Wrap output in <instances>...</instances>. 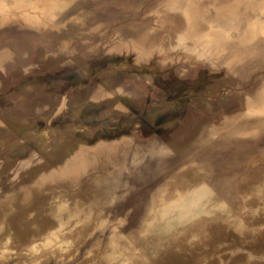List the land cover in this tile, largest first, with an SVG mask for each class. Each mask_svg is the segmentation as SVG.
Here are the masks:
<instances>
[{
    "label": "rangeland",
    "instance_id": "obj_1",
    "mask_svg": "<svg viewBox=\"0 0 264 264\" xmlns=\"http://www.w3.org/2000/svg\"><path fill=\"white\" fill-rule=\"evenodd\" d=\"M19 1L41 0L0 5ZM173 1L197 7L205 31L214 3L237 2ZM173 1L60 0L45 27H0V264H264L248 253L264 254V128L211 131L263 88L264 36L230 34L235 66L196 58ZM111 149L118 163L97 166ZM197 172L218 198L163 233L160 208Z\"/></svg>",
    "mask_w": 264,
    "mask_h": 264
},
{
    "label": "bare ground",
    "instance_id": "obj_2",
    "mask_svg": "<svg viewBox=\"0 0 264 264\" xmlns=\"http://www.w3.org/2000/svg\"><path fill=\"white\" fill-rule=\"evenodd\" d=\"M58 1H60V0H55L53 2L51 0H41L39 2L32 3L29 5L27 3L19 1L20 5L16 6L17 8L15 10H13V7L10 6L9 4H6V3L2 4V5H0V27L6 26L8 24L11 25V24L17 23V22H19L20 24H26L27 23V24H30L32 26H36L38 28L45 27L48 24L46 22V18L51 17V16H53V14L56 13V12L54 13L53 10L57 6ZM171 1H173V0H171ZM187 1L190 2V0H187ZM63 2H65V1H63ZM172 5H174V6L176 5L177 7H184L185 14L187 15V19H188V26H189L187 35H185L184 38L185 39L188 38V39L192 40V42H193L192 43L193 44V48H192L193 51L192 52L193 53L196 52V54L198 55V56H196V58L197 57L206 58V60H210L211 62L216 64V62L220 60L219 59L220 57H223V56L226 57V55L230 54V57L227 58V62L229 63V65L231 64V65L235 66L236 64L238 65V62H239L238 57L239 56H237L234 52L232 53L229 51L228 52L223 51L227 46V42H226L227 40L226 39L230 37V34L233 35V33L235 34V32H236L237 36H239L238 41H240L242 44L248 38L256 40L258 37H260V35L264 36V0H248V2H247V0H237V2H235V3H228L225 5H219V3H217V2L214 3L213 6L218 8L216 13H215L216 18H215V20L208 22L210 27L206 31L201 28V22L202 21L199 20V18H198L197 7L192 6L189 3L186 5H183V4H181V2L178 5L174 1L172 2ZM168 6H170V5H168ZM55 10L57 11V9H55ZM237 12H239V14H240L239 19L235 20L233 18H230L231 15H233ZM57 13H59V12H57ZM57 25L58 24H54V26L53 25H51V26L52 27H58ZM181 37H183V36H181ZM141 38H143V37H141ZM183 39H181V40H183ZM127 41H128V39L126 40V42ZM131 41H133V40H131ZM146 42L148 43L149 41H146ZM128 44H129V41H128ZM184 44L187 46V49H190L189 43L184 42ZM134 48H136V46H134ZM137 48L139 50L138 52H140V48L139 47H137ZM221 49H223V50H221ZM135 51H137V50H135ZM6 54L7 53H4V52L0 53V60L5 59L7 57ZM253 116L261 117L263 119V121L262 122L259 121L260 123H258V124L256 122H255L256 124L253 123L255 125H253L252 123H251L252 125L251 124L249 125V123H247V122L246 123L240 122L244 117H253ZM247 119H249V118H247ZM263 128H264V86L261 89V91L257 94L256 97H251V96L248 97L247 110L246 111L228 117L226 120H224V122L221 123V125L213 126L211 131L214 134L221 133L222 131H226L227 134H229V135H238L241 137V136H248V135L257 134ZM214 134H211V135L214 136ZM116 144H118V143H116ZM121 146H122V142H121ZM114 147L115 146L113 145V148ZM108 148H109V146H108ZM108 148H107V150H108ZM114 149L106 151L102 155H100V153H99V156L95 159H96L97 164H98L99 160H101L102 162L100 161V163L97 166L107 168L108 165H106V164L108 162H116L117 161V163H118V160H119L121 154H119L117 152V150H114ZM89 161H94V160L89 159ZM104 161H105V163H104ZM84 163H85L84 165L87 166L88 161L86 160ZM69 165H66L68 167L64 168V170H62L60 174L58 172H56V170H57L56 169L55 172H53L51 175H49L50 176L49 178H55L56 179V177L60 175L62 177V181H64V182L67 181V183H68V181H71V182L75 181L78 177L76 178V174L74 172V170H75L74 164L72 166L71 165L69 166ZM197 170H198V168H197ZM206 174H205V176H206ZM246 176H248V175H246ZM47 180H48L47 177H43L42 182L46 183ZM60 182H61V180H60ZM178 182H179V180H178ZM57 183L59 184V182H57ZM184 184L186 185L185 190L183 191L181 188H178L176 197L174 199H172L171 201H169L168 203L164 204V206L162 208H160V210L156 216V219H155L156 223L158 225H160V223H161L164 226V227H161L163 229L162 230L163 233H166L164 231H167L169 228H172V226L174 227L177 225H181V224L187 223L188 221L191 222L192 220L197 218L198 215H200L202 212H205V210H207L206 208H208V207L206 206L205 203L208 202V200H211V199L215 200V198L216 197L218 198V196H219L218 195L219 191L215 187H213V185L211 184V182L207 178L206 179L202 178V176L200 174H198V172L190 174L189 177L187 179H185ZM54 186L57 187V185H55V183L50 185V187H52V188H54ZM45 187H47V185ZM49 189H51V188H49ZM42 192H43V190H42ZM30 194H35V192L30 191ZM52 194H54V192ZM35 195L37 197V194H35ZM56 197H59V196H56ZM169 199H171V198H169ZM31 201H33V200H31ZM222 205H223V208L226 207V203H223ZM210 210H211V207H210ZM103 222H105V221H103ZM158 232H159V230H158ZM124 234L125 233L123 232V235ZM117 235H118L117 232L113 231V234L111 235V238H112L111 240L113 242H115L117 240ZM32 245L36 246L37 243L33 242ZM248 253L250 254L251 257H255V258H263L264 257V254L259 255V254H256L254 251H251V250H248ZM225 260L222 261L223 264H224V262H226ZM239 264H243L242 260L239 262Z\"/></svg>",
    "mask_w": 264,
    "mask_h": 264
}]
</instances>
